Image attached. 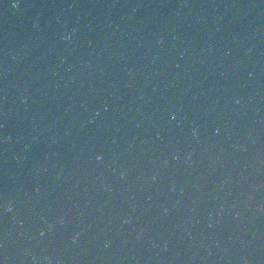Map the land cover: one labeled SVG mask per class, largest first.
<instances>
[{
    "label": "water",
    "instance_id": "water-1",
    "mask_svg": "<svg viewBox=\"0 0 264 264\" xmlns=\"http://www.w3.org/2000/svg\"><path fill=\"white\" fill-rule=\"evenodd\" d=\"M0 264H264V0L0 54Z\"/></svg>",
    "mask_w": 264,
    "mask_h": 264
},
{
    "label": "clouds",
    "instance_id": "clouds-1",
    "mask_svg": "<svg viewBox=\"0 0 264 264\" xmlns=\"http://www.w3.org/2000/svg\"><path fill=\"white\" fill-rule=\"evenodd\" d=\"M9 207H11V206L9 205Z\"/></svg>",
    "mask_w": 264,
    "mask_h": 264
}]
</instances>
